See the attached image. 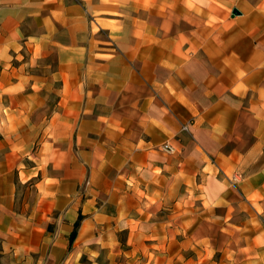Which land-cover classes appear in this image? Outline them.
<instances>
[{"label": "crops", "instance_id": "0c3cea01", "mask_svg": "<svg viewBox=\"0 0 264 264\" xmlns=\"http://www.w3.org/2000/svg\"><path fill=\"white\" fill-rule=\"evenodd\" d=\"M0 264H264V0H0Z\"/></svg>", "mask_w": 264, "mask_h": 264}, {"label": "built area", "instance_id": "2783aa9c", "mask_svg": "<svg viewBox=\"0 0 264 264\" xmlns=\"http://www.w3.org/2000/svg\"><path fill=\"white\" fill-rule=\"evenodd\" d=\"M182 129L186 130V126H183ZM160 150L167 154H172L177 151V147L175 144L171 143L170 141H165L160 145Z\"/></svg>", "mask_w": 264, "mask_h": 264}, {"label": "rangeland", "instance_id": "374dc122", "mask_svg": "<svg viewBox=\"0 0 264 264\" xmlns=\"http://www.w3.org/2000/svg\"><path fill=\"white\" fill-rule=\"evenodd\" d=\"M23 56H24V59H27V57H28V55H26V54H23ZM88 183L87 182H85V185H87ZM121 238H122V236H121ZM122 241H123V239H122ZM189 253H191V254H189L188 256L189 257H191V256H193V255H196V252H194V251H191V252H189ZM187 256V257H188ZM187 260V258L185 259V261Z\"/></svg>", "mask_w": 264, "mask_h": 264}, {"label": "water", "instance_id": "95a60500", "mask_svg": "<svg viewBox=\"0 0 264 264\" xmlns=\"http://www.w3.org/2000/svg\"><path fill=\"white\" fill-rule=\"evenodd\" d=\"M232 12H233V14H239V11L237 9H235V8L233 9Z\"/></svg>", "mask_w": 264, "mask_h": 264}, {"label": "trees", "instance_id": "16d2710c", "mask_svg": "<svg viewBox=\"0 0 264 264\" xmlns=\"http://www.w3.org/2000/svg\"><path fill=\"white\" fill-rule=\"evenodd\" d=\"M76 225H77V223H76Z\"/></svg>", "mask_w": 264, "mask_h": 264}]
</instances>
